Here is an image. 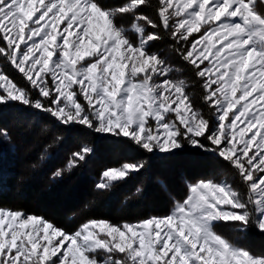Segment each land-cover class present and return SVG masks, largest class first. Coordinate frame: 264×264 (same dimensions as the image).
<instances>
[{
    "label": "snow or ice",
    "instance_id": "1",
    "mask_svg": "<svg viewBox=\"0 0 264 264\" xmlns=\"http://www.w3.org/2000/svg\"><path fill=\"white\" fill-rule=\"evenodd\" d=\"M4 108L28 131L42 113L152 155L192 148L213 174L166 215L87 219L72 232L0 207V264H264L244 243L264 236V0H0ZM0 140L12 141L7 128ZM91 153L81 146L53 177ZM146 166L105 169L95 187L111 191Z\"/></svg>",
    "mask_w": 264,
    "mask_h": 264
},
{
    "label": "trees",
    "instance_id": "2",
    "mask_svg": "<svg viewBox=\"0 0 264 264\" xmlns=\"http://www.w3.org/2000/svg\"><path fill=\"white\" fill-rule=\"evenodd\" d=\"M111 2L118 4L119 0ZM171 59L174 66L185 67L179 58ZM11 75L19 81V74L14 70ZM35 120V126L28 131L21 125L14 108L0 111V127L7 128L12 136L11 142L0 140V207L43 215L69 232L87 219L122 223L165 215L175 200L184 198L185 184L200 178L191 177L184 164L210 162L209 157L195 149H185L175 156L152 155L135 149L134 145L118 143L114 137L88 133L79 127L65 129L42 113H37ZM41 128H47V133L41 134ZM57 135L63 137L59 143L54 142ZM49 144L52 147L48 148ZM85 144L92 148L86 161L62 177L54 178L53 173L64 168L71 154ZM46 148L47 159L41 161ZM137 160L147 161L140 173L117 183L111 191L96 189L105 169ZM33 164L37 167L32 168ZM55 201L59 203L58 210L53 207ZM247 242L262 244L264 236L252 234Z\"/></svg>",
    "mask_w": 264,
    "mask_h": 264
},
{
    "label": "rangeland",
    "instance_id": "3",
    "mask_svg": "<svg viewBox=\"0 0 264 264\" xmlns=\"http://www.w3.org/2000/svg\"><path fill=\"white\" fill-rule=\"evenodd\" d=\"M174 75H176V74H174ZM101 135H104V134H101ZM186 149H192V148H186ZM155 155H164V154L157 153ZM183 167L186 169V172L187 171L190 172L191 177L192 176H199L200 178H203V177H206V176H209V175L213 174V168H212L210 162H205V163L196 164V165L189 162V163L184 164ZM100 176H99L97 182L99 181ZM215 178L216 179H221L222 177L216 176ZM188 183L185 184L186 185V190H187V184ZM185 195H186V193H185ZM184 198H185V196H184ZM53 205H54L53 207L55 209H57V210L60 209L59 206H58L59 203L57 204V201H55ZM151 208L152 207H148V209H151ZM116 224H118V223H116ZM217 230L223 232L225 235H228L230 238H232V233L228 232V230L225 227L219 226ZM244 243H246V245L251 249L252 252H254V253H264V243L259 244L260 246L256 245V244H251V243L249 244L247 242V240L244 241Z\"/></svg>",
    "mask_w": 264,
    "mask_h": 264
}]
</instances>
